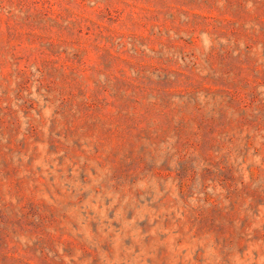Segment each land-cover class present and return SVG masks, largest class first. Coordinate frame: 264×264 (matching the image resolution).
Instances as JSON below:
<instances>
[{"label":"rangeland","instance_id":"rangeland-1","mask_svg":"<svg viewBox=\"0 0 264 264\" xmlns=\"http://www.w3.org/2000/svg\"><path fill=\"white\" fill-rule=\"evenodd\" d=\"M0 264H264V0H0Z\"/></svg>","mask_w":264,"mask_h":264}]
</instances>
